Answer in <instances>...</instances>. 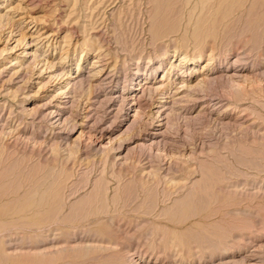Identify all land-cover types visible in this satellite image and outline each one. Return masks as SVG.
Returning a JSON list of instances; mask_svg holds the SVG:
<instances>
[{"label": "rangeland", "instance_id": "374dc122", "mask_svg": "<svg viewBox=\"0 0 264 264\" xmlns=\"http://www.w3.org/2000/svg\"><path fill=\"white\" fill-rule=\"evenodd\" d=\"M0 153V264H264V0H0Z\"/></svg>", "mask_w": 264, "mask_h": 264}, {"label": "bare ground", "instance_id": "6f19581e", "mask_svg": "<svg viewBox=\"0 0 264 264\" xmlns=\"http://www.w3.org/2000/svg\"><path fill=\"white\" fill-rule=\"evenodd\" d=\"M255 1V0H254ZM254 3H256V2H254ZM174 5V4H173ZM174 9V8H173ZM179 12V11H178ZM152 13V12H151ZM169 13V12H168ZM167 13V14H168ZM175 13V12H174ZM166 14V15H167ZM177 14V13H176ZM174 19V18H173ZM263 20V19H262ZM164 21H165V19H164ZM166 22H167V20H166ZM165 22V23H166ZM201 25V24H200ZM206 28V27H205ZM196 29H198V28H196ZM211 29H207L206 31H210ZM199 32V31H198ZM175 33V32H174ZM160 39V38H159ZM196 39V38H195ZM180 40H182V37H181V39ZM178 41V40H177ZM184 41V40H183ZM197 41V40H196ZM179 42V41H178ZM181 44V43H180ZM181 46H183L182 44H181ZM185 46V45H184ZM189 46V45H188ZM198 46V47H197ZM180 47V46H179ZM186 48V47H185ZM162 49V48H161ZM205 49V46H204V44L202 45V44H196V46H194L193 47V52H194V54H195V52L196 53H199V52H201V51H203ZM153 50V49H152ZM187 50V49H186ZM195 50V51H194ZM161 51V50H160ZM162 54H161V57L162 58H164L163 56H165L164 55V50H163V52H161ZM188 51H186L185 52V55L183 56V57H181V59L180 60H178V65H179V67H181V64L184 62V61H186L187 59H189L190 57H188ZM199 56V55H198ZM213 57V56H212ZM150 58V57H149ZM211 59L212 58H209V60L208 61H211ZM241 58H239V54H236V57H235V59H233V60H228L227 59V57H224V59H223V62L225 61V60H227L226 61V64L228 63V64H230L232 67L233 66H235V64H236V62L237 61H239ZM160 61H161V58H160ZM160 61H158V63L160 64ZM218 64H220V62L222 61V59H218ZM157 63V64H158ZM157 64H154L153 65V63H152V65H150V70L151 71H154L156 68H157V66H159V65H157ZM174 64V63H173ZM171 65H172V63H171ZM172 66H175V64L174 65H172ZM224 67V66H223ZM220 68V65L214 70V69H212L213 71L208 75V81L210 82V81H212V80H216L218 77H220L221 75H222V70H220L219 69ZM182 70V69H181ZM133 73H136V70H135V72H133ZM152 73V72H151ZM220 73V74H219ZM137 74V73H136ZM132 76V75H131ZM137 75H135L134 77H136ZM151 76V75H150ZM134 77H128L127 78V80L128 79H131V78H134ZM133 81V80H132ZM76 84H78V85H80L81 83H83L82 81H81V79H79V80H77L76 79V81H74ZM207 82V81H206ZM149 83V82H148ZM75 84V85H76ZM84 85V84H83ZM81 86V85H80ZM151 85L150 84H145V87L141 90V92H145V90H147L148 91V93L149 92H151V87H150ZM155 88V87H154ZM156 90V89H155ZM140 92V93H141ZM126 93V92H125ZM143 93H141L142 95H143ZM133 94V93H132ZM141 94H137L135 97H134V102H135V104H136V106H137V108H139L140 106L139 105H141L140 103V98L142 99V97H144V96H142L141 97ZM151 94V93H150ZM126 95V94H125ZM122 97H124V96H122L121 95V103L122 104H120V106L118 107L119 108V110L120 109H122V107H124V105H123V103H124V100H123V98ZM127 97V96H126ZM109 98V97H108ZM109 100V99H108ZM116 118H117V116H116ZM113 121V120H112ZM135 124H137V122H136V119H134L132 122H131V127L132 126H134ZM157 131H155L154 132V134H157L156 133ZM159 134V133H158ZM143 142V141H142ZM141 142V143H142ZM140 143V144H141ZM158 143H160L159 141H158ZM139 144V145H140ZM145 144V143H144ZM146 145V144H145ZM146 148V147H145ZM104 150V149H103ZM1 154V153H0ZM6 154V153H5ZM105 157V156H104ZM106 162V160L104 159V163ZM1 163V162H0ZM103 163V162H102ZM2 164H3V161H2ZM103 170H104V168H103ZM103 170L102 171H100L101 172V175L98 177V178H96V179H94V181H93V183H92V187H91V190L89 191V192H91L90 193V195H88V197H86L85 199H84V201H82L83 203V206H85V208L87 209V207H88V211H87V213L86 214H84V218L83 219H85V217H87L88 218V216H91L92 218H94L95 219V217H99L100 215H102V214H104V213H107V212H109L108 211V209H106V207H108V202H109V198H108V185H109V181L107 180V178L106 177H104L103 176ZM31 171V170H30ZM45 173V172H44ZM43 173V174H44ZM206 173V172H205ZM213 173V172H212ZM207 174V173H206ZM115 175V174H114ZM210 175V174H209ZM83 177H84V175H83ZM40 178V177H39ZM43 178V177H42ZM214 179V178H213ZM2 180V179H1ZM0 180V181H1ZM36 180V179H35ZM90 179H88V178H86V177H84L83 178V183H82V185H87L88 184V182H90L89 181ZM204 180H205V178H204ZM203 180V181H204ZM202 181V180H201ZM31 182V181H30ZM79 182V181H78ZM35 183V182H34ZM33 183V184H34ZM131 183V182H130ZM194 183V182H193ZM200 183V182H199ZM196 184V183H195ZM128 186V185H127ZM205 186V185H204ZM79 187V186H78ZM82 187V186H81ZM83 187H85V186H83ZM125 187V186H124ZM197 187V186H196ZM122 188V187H121ZM31 189V188H30ZM151 189V188H150ZM32 190V189H31ZM31 190H29V191H27L26 193H25V195H24V198L28 201L27 203H25V205H23V206H15V208H20V209H35V208H38L39 207V209H42L43 207V204H44V198L42 197V198H39V202H38V199L36 200V198H35V193L33 192V195H32V191ZM201 190H203V189H201ZM3 191V190H2ZM52 191V193H53V190H51ZM76 191V190H75ZM199 191V190H198ZM5 192V191H4ZM125 192H126V189H125ZM209 192V191H208ZM13 193V192H12ZM123 194H124V191L122 192ZM8 193L6 192V193H3V192H1L0 193V212H4L3 210H6V209H8L7 208V206H6V203H4V202H2V199H4V197L7 195ZM14 194V193H13ZM198 194H200V193H198ZM4 195V196H3ZM87 195V194H86ZM127 195V194H126ZM124 196L125 195H123L122 197L124 198ZM202 196H203V194H202ZM50 197V196H49ZM122 197H120V195H119V193H118V191L113 195V198L111 199V200H113V204H116V203H118L121 199H122ZM204 197V196H203ZM7 198H9V194H8V197ZM52 198V197H51ZM50 198V199H51ZM49 199V198H48ZM125 199V198H124ZM199 199V198H198ZM17 201V200H16ZM48 201V200H47ZM38 202V203H37ZM17 204V203H16ZM116 206V205H115ZM11 208H13L12 206H11ZM12 210V209H11ZM11 210H9V211H11ZM171 211V210H170ZM86 212V211H85ZM193 212V211H192ZM72 213H73V210H72ZM78 213V212H77ZM80 216V215H79ZM62 217V216H61ZM75 217V216H74ZM184 217V216H183ZM73 219V218H72ZM83 219H81V220H83ZM128 220V219H127ZM1 230V229H0ZM95 231V230H94ZM175 239V238H174ZM115 255V254H114ZM233 262V261H232ZM118 263V262H117Z\"/></svg>", "mask_w": 264, "mask_h": 264}]
</instances>
